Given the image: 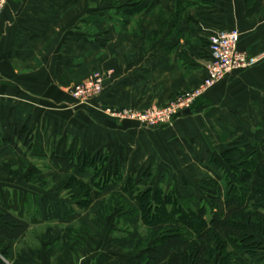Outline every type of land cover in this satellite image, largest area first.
Segmentation results:
<instances>
[{
	"label": "crops",
	"instance_id": "0c3cea01",
	"mask_svg": "<svg viewBox=\"0 0 264 264\" xmlns=\"http://www.w3.org/2000/svg\"><path fill=\"white\" fill-rule=\"evenodd\" d=\"M79 1L7 0L0 14L2 139L14 137L11 124L26 126L43 145L61 151L56 154L106 150L154 174H190L184 164H199L209 154L204 169L213 174L211 164L220 165L216 153L222 158L235 150L237 159L239 147L264 142V0H216L209 5L192 0L177 20L172 0H92L84 12L76 5ZM129 5L133 12L126 11ZM214 28L237 29L239 48L258 62L206 89L190 114L158 131L99 109L162 105L201 87L207 72L206 39ZM94 72L105 74V80L89 109L71 108L64 102L68 96L50 91L57 82L79 81ZM219 205L224 210L223 202ZM255 237L258 249L242 253L240 261L264 264V232ZM0 242L9 246L15 241L0 237ZM41 253L36 251L35 264ZM117 258L113 264H136L135 257Z\"/></svg>",
	"mask_w": 264,
	"mask_h": 264
},
{
	"label": "trees",
	"instance_id": "16d2710c",
	"mask_svg": "<svg viewBox=\"0 0 264 264\" xmlns=\"http://www.w3.org/2000/svg\"><path fill=\"white\" fill-rule=\"evenodd\" d=\"M131 1L141 3L142 0ZM215 1L201 0L199 3L209 5ZM175 2L177 20L190 6L191 0ZM130 5L126 11L133 12ZM140 8L138 5L134 9L139 11ZM187 19L196 22L192 16ZM176 25L179 27V22ZM10 129L14 137L7 141L19 154H23V149L39 150L40 143L33 130L13 124ZM234 151L222 155L231 171L223 196L224 210L219 205L221 177L216 172H213L215 175L210 181L206 200L203 199L194 210L189 198H180L160 186L142 190L134 178L124 179L121 174L110 178L120 184V189L101 197L100 193L110 180L104 167L95 166L98 154L91 156L80 149L61 155L51 153L48 167L72 170L74 174L105 172L99 182L76 181L86 197V202L79 205L88 207L91 200L99 198L98 208L88 211L90 221L96 227L104 226L115 212L114 218L119 225L118 234L111 236L112 241L123 251L136 252V264H247L245 260L240 261L242 253H254L260 245L255 233L264 232V142L254 141L239 147L236 149L237 159L233 157ZM32 182L45 185L39 175ZM93 188L97 190L92 192ZM123 195L135 204H129ZM39 204L43 222L64 220L75 212V208L66 202H50L42 198ZM29 228L30 222L23 217L0 213V237L19 241ZM73 228V225L66 229L49 228L45 238L61 240L66 247L71 243ZM35 256L34 251L23 248L16 254V264H33ZM0 264L4 261L0 260Z\"/></svg>",
	"mask_w": 264,
	"mask_h": 264
},
{
	"label": "rangeland",
	"instance_id": "374dc122",
	"mask_svg": "<svg viewBox=\"0 0 264 264\" xmlns=\"http://www.w3.org/2000/svg\"><path fill=\"white\" fill-rule=\"evenodd\" d=\"M91 1L92 0H88L85 2V0H80L76 5L84 12L86 11L85 5H87V2L90 4ZM95 1H101L100 3L103 2L102 0ZM193 1L196 4H199L196 0ZM172 3L173 7L176 6L175 0H172ZM192 4L193 3L191 2L190 5ZM150 21L151 20L148 18L147 24ZM94 79H98L101 82L103 91L105 74L100 72H94L90 77L79 81L70 80L62 83L57 82L54 86L56 89L54 88L50 91L56 90L57 92L63 93L65 97L68 96V100L64 102L66 105L68 104L69 107L86 110L94 106L93 100H95L102 91L92 99L84 100L75 95V91H77L76 86H85ZM48 89H50V86ZM184 92H181L180 94ZM178 95L174 98H177ZM124 108L135 107L100 106L99 109H101L106 115H109L108 110L117 111ZM147 108L149 107L135 109L144 110ZM181 116L182 114L176 116L168 125L154 127H148L133 120H122L136 123L145 130L161 131L170 128ZM251 134L253 136V131ZM8 139L6 138L3 140L0 135V212L14 213L23 217L30 222V228L21 240L15 241L9 246L5 245L6 243L4 242H0V260L4 261V264H7V262L10 264H16V254L23 248L31 249L35 254L36 251L43 252L39 257L41 260H38L36 264H113V262L118 261L117 256L119 255L121 257L120 259L123 260V258H125V261H130L132 257L134 258L136 256V252L122 251L112 241L111 236H116L118 234V230L116 229H118L119 225H117L119 221L114 218L116 216L115 212L108 218L104 226L96 227L90 221L88 211L96 210L98 208L99 198L91 200L89 205H87L88 207L83 208L79 205L80 203L86 202V197H84V194L76 181L82 180L83 182L90 183L93 180H96V182H99L100 179L104 178V171H101V174H92L90 171L81 174H74L73 171L66 169H50L48 167L49 155L51 153L56 154V152H61L60 150L56 151L54 147L43 145V143L38 140L40 143L38 151H28L23 149V154H19L9 143H4L8 142ZM238 140H240V138H238ZM76 150L78 149L72 151ZM88 154L91 156L98 154L95 156V166L104 167V170L108 173L109 180L110 178H114V174H121L120 176L124 179L134 178L139 186H141L142 190H146L150 186H153L154 188L160 186L166 192H173L180 198H189L191 208L194 210H197V206L202 203L203 199L206 200L207 195L210 192V181L215 175L212 173L208 174L204 169L205 164L208 166V161L212 154H209L208 158L202 157L200 159L202 162L199 164H184L183 168L187 170L189 169L188 171H190V174H183L181 172H179V174H154L149 171L148 167L147 169L140 165L134 167V165L125 163L124 161L121 162L120 158L109 155L106 150H100L99 152L90 151ZM213 156L220 161V165L211 164V166H213V169L220 174L221 177L219 201L222 203L225 194L224 190H226L228 179L231 178V171L227 164H223L221 161L222 158L219 157L218 153ZM171 167L173 166L171 165ZM117 168H119V170H117ZM37 175L45 181L44 186H39L32 182ZM117 189H120V184H116L113 180H110L100 195L101 197L108 196L112 191ZM96 190L97 189L93 188L92 192ZM123 196L129 204H135L134 201L129 200L125 195ZM42 198H47L50 202H66L75 208V212L64 220L43 223L40 219L38 209ZM72 225L74 227L72 230L73 236H71V243L66 247L63 246L61 240H49L45 238V234L49 228L66 229L70 228ZM112 232L114 233L112 234ZM33 264H35V262Z\"/></svg>",
	"mask_w": 264,
	"mask_h": 264
},
{
	"label": "built area",
	"instance_id": "2783aa9c",
	"mask_svg": "<svg viewBox=\"0 0 264 264\" xmlns=\"http://www.w3.org/2000/svg\"><path fill=\"white\" fill-rule=\"evenodd\" d=\"M7 0H0V14ZM240 33L237 29L214 28L208 34L206 76L201 87L179 94L165 105H154L144 110L124 108L121 110H108V114L115 118L140 122L148 127L168 125L172 120L181 115L182 111L190 108L194 100L206 89L212 87L226 74L234 70L247 69L258 62V57L250 55L239 48ZM75 95L84 100H89L102 91V84L98 79L85 86H76Z\"/></svg>",
	"mask_w": 264,
	"mask_h": 264
},
{
	"label": "water",
	"instance_id": "95a60500",
	"mask_svg": "<svg viewBox=\"0 0 264 264\" xmlns=\"http://www.w3.org/2000/svg\"><path fill=\"white\" fill-rule=\"evenodd\" d=\"M190 112H191L190 108H186L181 113H182V115H188V114H190Z\"/></svg>",
	"mask_w": 264,
	"mask_h": 264
}]
</instances>
